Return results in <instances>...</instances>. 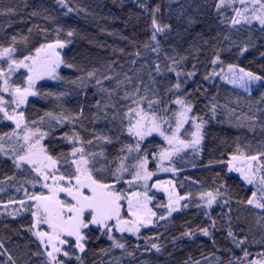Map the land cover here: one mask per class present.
<instances>
[{
	"label": "trees",
	"instance_id": "1",
	"mask_svg": "<svg viewBox=\"0 0 264 264\" xmlns=\"http://www.w3.org/2000/svg\"><path fill=\"white\" fill-rule=\"evenodd\" d=\"M147 2L150 7L159 4L158 19L163 24L171 25L169 32L157 37L161 49L158 54L145 48V44H154L150 39L151 15L144 13L136 0H65L67 7L58 3V0H0V9H18L15 15H0V45L6 47L12 44L11 38L16 36V57L35 55V49L41 44L53 42L57 38L56 30L59 28V39L66 44L61 50V57L67 64L73 65L62 66L58 75L63 79L37 84L40 95L29 97V103L23 106L28 121H37L35 126L42 130L48 129L45 113L74 115L83 107L85 118L77 121L75 131L84 141L93 139L96 134L115 138L121 132L119 121L112 124L103 119L92 122V114L97 111L93 105L97 100L102 103L118 102L119 107L127 103L119 99L124 94V88H131L141 80V95L147 94L151 97V91L145 93L144 88L145 85L149 89L154 87L149 80V73L155 78V88L159 90V95L163 96L164 89L177 80L174 72H167L172 61L166 59V56L175 57L177 60L186 57L178 70L185 73L195 70L197 73L182 88L192 93L195 114L209 121L204 127L205 138L201 142L200 151L195 153L189 149L181 152L174 159L173 166L178 169L175 176L154 178V181L173 180L180 195L191 193V206L166 220L157 219L155 226L141 230L139 238L123 235L121 242L126 243L127 251L133 252V257H129L124 250L112 248L111 241L106 236H99L97 232L91 233L87 252L81 254L84 264H194L195 261H200V264H228L230 259L235 262L244 253L227 238V223L223 213L230 214L237 239L248 237V243L244 245L250 253L248 259H258V254L264 252V243H257L264 237V229L256 224L257 213L261 211L244 203L251 195V187L244 184L237 174L228 171L227 161L240 152L245 155L264 152V129L261 127L264 125V112H257L258 108L264 109V104H257V100L264 93V87L259 86L250 95L224 84L219 79L205 81L203 77L213 71L211 60L217 51L220 53L221 66L234 64L264 76V56L261 55L264 53V34L257 31V25L250 32L247 26H243L239 32L227 27L231 18L227 13L224 16L225 23H221L223 18L215 10L217 0H179L172 4H169V0ZM181 5L185 9L183 13L178 11ZM68 8L73 11L68 12ZM34 11L37 15H30ZM189 18L192 23H188ZM68 31H73L74 36L68 37ZM225 35L230 36L236 42L235 45L231 41H224ZM245 43H249L250 47L241 55L240 49ZM136 52L140 56H136ZM157 62L165 72L164 76L157 75L154 71V64ZM93 71L96 76L90 79L87 73ZM126 75L132 78V85L125 80ZM23 76L19 75L15 79L23 83ZM104 76H111L113 79L103 80ZM97 79L103 80V87L116 92L111 100L107 92L99 91L101 85L96 84ZM117 80L124 81L119 88ZM213 104L217 106L215 118H211L209 111ZM171 107L176 108L175 105ZM112 111L113 109H108L110 114ZM254 113L258 117L255 122L249 118ZM41 117H45L44 122H40ZM12 128L14 125L10 121L0 119V134L9 132ZM71 131L72 126L67 125L58 128L55 136ZM13 142L14 138L13 141L6 139L5 148ZM43 143L49 147L53 156L71 150V145L65 141L45 139ZM99 143L108 160H116L121 155L119 149L123 145H134L135 140L125 133L120 135L119 142ZM142 147L148 148L151 154L160 147H165V144L159 137L153 136ZM91 150L100 151L101 147L94 146ZM131 162L134 161H129ZM149 165L154 170L151 161ZM7 177L14 178L8 180ZM34 178L35 173L27 169V166L25 170L15 169L12 160L0 154V181H3L0 184L3 189L0 191V243L5 245L17 264H41L44 259L32 256L33 252L40 249L36 238L25 230L32 224L30 213L21 210L15 217L9 214L21 206L8 202L12 199H26L25 189L30 193L42 190L39 185L33 187L27 183ZM222 183L227 186L222 191L226 193L224 199L230 198L231 211L227 207L216 205L209 210L218 220V230L213 231L214 242L201 234L193 238H179L188 229L205 227L210 223L203 215L204 209L195 206L196 197L200 192L214 191ZM120 187L125 189L123 185ZM149 194L155 196L153 205H165L162 196L153 192ZM5 204L8 207H4ZM153 210L158 216L164 215L156 207ZM116 237L121 238L117 234ZM152 244L158 245L160 251L151 248ZM102 249L108 251L105 253ZM0 259L6 260L7 257L0 256ZM72 264L77 262L73 260Z\"/></svg>",
	"mask_w": 264,
	"mask_h": 264
},
{
	"label": "snow or ice",
	"instance_id": "2",
	"mask_svg": "<svg viewBox=\"0 0 264 264\" xmlns=\"http://www.w3.org/2000/svg\"><path fill=\"white\" fill-rule=\"evenodd\" d=\"M136 2L144 13L151 15L150 39L154 44H145V48L158 54L161 49L157 37L169 32L171 25L163 24L158 19L159 4L150 7L147 0H136ZM178 2L179 0H169V4ZM58 3L67 7L65 0H58ZM238 3L240 6L236 7L237 0H217L215 10L223 17L222 10L225 7L232 8L234 15L227 23V27L235 29L236 32L241 31L243 26H247L250 32L258 24L257 31L264 34V0H238ZM184 10V5H181L178 11L183 13ZM17 11L15 7H8L0 9V15L12 16ZM71 11L73 9L68 8V12ZM30 15L35 16L37 13L34 11ZM192 22L189 18L188 23ZM221 23H225V19H222ZM29 31L31 32V29ZM56 31L57 38L53 42L41 44L35 49V55L30 54L17 58L15 55L17 52L15 44L18 42L16 36L11 38L12 44L6 47L0 45V114H2L0 119L10 121L14 125L11 131L0 134V154L11 159L15 169L25 170L27 166V169L35 173V178L27 183L32 184L33 187L39 185L42 189L38 193H30L25 189L26 199L10 200L8 204L18 203L21 207L9 214L15 217L21 210L30 213L32 224L25 230L38 241L40 250L33 252L32 256L44 257L41 264H72L73 260L77 264H84L81 254L87 252V245L93 232L99 233V236H106L111 241L112 248L124 250L129 257H133L134 253L128 252L126 243L121 242L123 235L118 239L116 233H128L139 238L142 228L155 226L157 219L166 220L172 213L191 206L192 194L180 195L172 180H156L151 184L149 181L157 176L158 171L176 174L178 169L173 166L174 159L179 157L184 150L191 149L195 153L200 151L201 142L205 138L204 127L209 121L195 114V103L191 99L192 93L182 88V85L187 83L188 79L195 77L197 73L195 70L187 73L178 70L186 57L177 60L175 57L166 56V59L172 61L167 67V72H174L177 80L164 89L163 96L159 95V90L155 88V78L149 73V80L154 87L149 89L145 85L144 88L145 93L151 91V97L147 94L141 95L142 80L132 85V78L126 75L125 80L132 86L131 88L125 87L124 94L119 99L127 103L118 107V102L105 101L102 103L97 100L93 105L97 111L92 114V122L96 123L103 119L112 124L119 121L120 135L126 133L135 140L134 145H123L119 149L121 155L116 160H108L99 142L113 144L119 142L120 135L113 138L106 134H96L93 139L84 141L75 131L77 121L85 118L83 107L74 115L45 113L48 118L47 130L35 126L37 121L29 122L23 110V106L29 103V97L40 95L37 81L45 77L61 80L63 78L58 75L57 70L61 66L73 67L61 57L59 49L65 48L66 44L59 39L58 34L61 29L57 28ZM67 36H74V32L68 31ZM248 39L250 41L251 36ZM224 41H231L233 45L236 43L228 35L224 36ZM249 47L250 44L245 43L240 49V54L246 52ZM135 55L140 56V53L136 52ZM261 55L264 56V53ZM211 63L214 66L222 63L219 51L216 52ZM21 69L26 70L23 83L18 82V79H13V75ZM154 71L157 75H165L158 62L154 64ZM227 71L228 75L210 71L203 79L208 81L214 76H220L221 79L242 88L250 95L252 87L257 82L264 87V76L262 75L234 64H229ZM87 75L92 79L95 78L96 73L93 71ZM181 77L184 79L182 80ZM111 79H113L111 76L103 77V80ZM103 80L97 79L96 84L101 85L99 91L107 92L111 100L116 92L103 87ZM123 83L124 81L117 80V88ZM48 95L52 94L48 93ZM167 97H174V99ZM257 104H264V93L257 100ZM171 105H175L176 108H172ZM216 107L213 104L209 109L211 118L216 116ZM109 108L113 109L111 114L108 112ZM257 112H264V109L258 108ZM249 118L253 122L258 119L255 113ZM44 120L45 117L40 118V122ZM67 125L72 126L71 133L66 132L58 137L55 136L58 128ZM186 125H189L192 130L185 127ZM261 127L264 129V125ZM154 134L160 136L167 147H160L158 151L150 154L148 148L142 145ZM13 138L14 142L6 149L4 141L6 139L13 141ZM45 139L65 141L71 145V150L53 156L49 152V147L43 143ZM94 146L101 147V150L92 151ZM237 150L239 151V148ZM133 153L135 155H132ZM262 158H264V152L258 155H245L240 152L239 155H232L227 165L229 172L238 173L244 184L251 186V195L244 203L262 210L257 213L256 224L264 229V159ZM129 161L134 162L129 163ZM150 161L155 163L156 170L149 168ZM166 163L169 166H165ZM113 164L116 166L113 167ZM13 178L7 177L6 179ZM2 183L3 181H0V184ZM122 184L128 185V189L120 187ZM226 187V184L222 183L214 191L199 193L195 206L204 209L203 215L210 223L205 227L188 229L179 238H193L201 234L213 239L214 242L213 231L218 230V220L209 210L216 205L221 208L227 207L229 212L231 211L230 198L224 199L226 193L222 191ZM152 189L163 190L166 193L168 199L166 205H153L155 196L149 194ZM16 190L20 191V188ZM0 191L3 189L0 188ZM4 207L8 205L5 204ZM153 207L166 208L167 216H158ZM222 216L227 223V238L232 240L235 247L240 248L244 253L243 257H237L235 262L230 259L228 264H264V252L258 254V259H248L250 253L244 247L248 243V237L237 239L232 229L230 214L223 213ZM179 238H174V240ZM257 243H264V237ZM151 248L157 252L160 251V247L156 244H152ZM101 251L106 253L108 249ZM0 256L7 257L6 260L0 259V264H17L3 243H0ZM194 264H200V261H195Z\"/></svg>",
	"mask_w": 264,
	"mask_h": 264
},
{
	"label": "rangeland",
	"instance_id": "3",
	"mask_svg": "<svg viewBox=\"0 0 264 264\" xmlns=\"http://www.w3.org/2000/svg\"><path fill=\"white\" fill-rule=\"evenodd\" d=\"M236 7H239L240 5H239V3H238V0H237V4L235 5ZM223 19H225V14L227 13V14H230V16H231V18L233 17V15H234V12H233V10H232V8L231 7H225L223 10ZM231 18H230V20H231ZM259 25L257 24V27H258ZM61 50L62 49H59V51H60V53H61ZM5 67H6V65H5ZM62 69V66L57 70L58 71V73H59V71ZM213 71H215L216 73H222L223 75H228V71H227V67H223V66H221L220 64H218V65H216V66H214V69H213ZM19 75H26V70H24V69H21L18 73H15L14 75H13V79H15L17 76H19ZM230 78V77H229ZM212 79H219L220 81H222L224 84H227L228 86H230V87H232V88H235V89H237V90H240V91H242V92H245L242 88H240V87H237V86H235V85H233V84H231V83H229V82H227L226 80H223V79H221L220 78V76H214ZM53 81H56V80H52V79H50V78H48V77H45L44 79H42V80H39V81H37V84H39V83H41V82H53ZM260 86V82H257V84L256 85H254L253 87H252V90L251 91H253V90H255V89H257L258 87ZM7 98V97H6ZM176 107V106H175ZM186 126H188V125H186ZM185 126V127H186ZM189 130L191 131L192 129H191V127H189ZM153 136H157V137H159L161 140H163L160 136H158V135H156V134H154ZM152 136V137H153ZM190 138V137H189ZM164 142V141H163ZM165 144V143H164ZM165 147H167V145L165 144ZM186 150H189V149H186ZM185 151V150H184ZM151 164H152V166L154 167V170H156V166H155V163L154 162H151ZM165 166H169L167 163L165 164ZM149 168H150V165H149ZM233 173H235V172H233ZM235 174H237L238 176H239V174L238 173H235ZM160 176H171V177H173V176H175V174H173L172 172H157V176H155V177H153V179L151 180V181H149V183L151 184V183H154L155 181H154V178H156V177H160ZM173 181V180H172ZM173 184H174V181H173ZM123 186H124V188H125V190H127L128 189V185H126V184H122ZM175 185V184H174ZM251 187V186H250ZM151 192H153V193H156V194H158V195H160V196H162L163 198H164V200H165V205L167 204V202H168V199H167V195H166V193L163 191V190H160V191H157V189H152L151 190ZM153 203H154V201H153ZM151 206V205H150ZM252 207V206H251ZM252 208H254V207H252ZM158 209H160L161 210V213L162 214H164L165 216H167V209L166 208H164V207H160V208H158ZM254 209H256V208H254ZM256 210H258V211H262V210H260V209H256ZM177 213H179V211L178 212H174V213H172V215L171 216H173V215H175V214H177ZM170 216V217H171ZM170 217H168V218H170ZM159 221H162V220H159ZM150 227V226H149ZM148 228V227H147ZM142 229H145V228H142ZM141 229V230H142ZM117 235H127V236H133V235H131V234H128V233H124V234H120V233H116ZM133 237H136V236H133Z\"/></svg>",
	"mask_w": 264,
	"mask_h": 264
}]
</instances>
